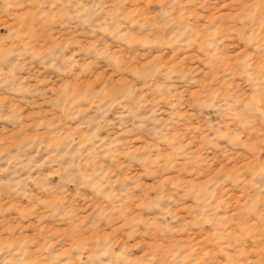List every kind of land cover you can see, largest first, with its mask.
<instances>
[{
	"label": "rangeland",
	"instance_id": "374dc122",
	"mask_svg": "<svg viewBox=\"0 0 264 264\" xmlns=\"http://www.w3.org/2000/svg\"><path fill=\"white\" fill-rule=\"evenodd\" d=\"M0 264H264V0H0Z\"/></svg>",
	"mask_w": 264,
	"mask_h": 264
}]
</instances>
